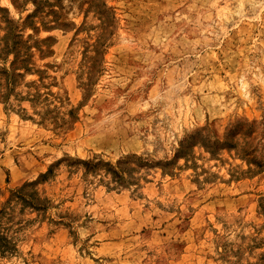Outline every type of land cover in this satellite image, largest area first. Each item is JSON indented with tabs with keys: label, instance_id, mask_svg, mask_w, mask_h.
I'll use <instances>...</instances> for the list:
<instances>
[{
	"label": "rangeland",
	"instance_id": "rangeland-1",
	"mask_svg": "<svg viewBox=\"0 0 264 264\" xmlns=\"http://www.w3.org/2000/svg\"><path fill=\"white\" fill-rule=\"evenodd\" d=\"M0 264H264V0H0Z\"/></svg>",
	"mask_w": 264,
	"mask_h": 264
}]
</instances>
